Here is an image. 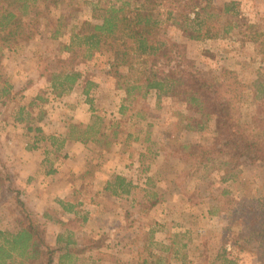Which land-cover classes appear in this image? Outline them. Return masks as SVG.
Masks as SVG:
<instances>
[{
  "label": "rangeland",
  "instance_id": "374dc122",
  "mask_svg": "<svg viewBox=\"0 0 264 264\" xmlns=\"http://www.w3.org/2000/svg\"><path fill=\"white\" fill-rule=\"evenodd\" d=\"M69 1L48 12H43L44 2L31 9L24 18L27 22L39 16L40 22L29 25L38 33L0 53V87L12 86L0 98V158L10 168L9 174L0 168V227L13 229L19 215L8 185L18 189L28 206L32 200L18 188L17 173L6 159L10 151L4 146L20 151L23 145L30 149L35 144L50 158L41 181L33 177L47 183L46 213L51 218L75 214L71 225L77 229L73 238L79 244L71 250H82L71 258H59L65 252L53 246L54 264H220L217 255L223 250L235 264H260L257 242L245 243L237 233L255 224L256 212L264 211V160L242 157L230 170L228 157L216 149L222 142L215 118L205 117L206 109L200 115L181 92L158 95L151 90L144 98L125 101L124 87L134 78L126 66H111L115 62L111 51H97L84 59L81 52L74 55L62 49L72 26L83 19L95 21L115 1L76 0L80 4L76 10L65 6ZM226 3L230 12L222 13ZM213 5L209 23L216 37L190 39L172 20L164 23L161 36L179 43L177 58L193 61L199 75L228 100L236 128L259 135L256 129L264 125V0H213ZM62 12L65 33L49 38ZM69 57L82 78L69 93L55 96L50 75L59 69L60 59ZM87 79L94 83L88 97L83 92ZM24 90L37 91L36 95L42 91L47 101L29 107L36 95L26 98ZM122 104L129 105L124 113L119 110ZM185 116H191L192 123ZM94 122L96 139L86 143L67 139L71 148L65 141L56 149L57 143L52 145L47 138L55 135L60 140L69 125ZM197 125L202 128H189ZM9 134L13 145L6 143ZM116 175L135 185L129 195H113L106 188ZM58 186L66 188L64 196L54 191ZM60 203L74 208L64 211Z\"/></svg>",
  "mask_w": 264,
  "mask_h": 264
},
{
  "label": "trees",
  "instance_id": "16d2710c",
  "mask_svg": "<svg viewBox=\"0 0 264 264\" xmlns=\"http://www.w3.org/2000/svg\"><path fill=\"white\" fill-rule=\"evenodd\" d=\"M64 0H0V53L3 48H11L20 40H29L38 33L33 30L30 23L40 22L36 14L32 19L25 21V16L30 14L38 4L44 2L43 12L51 10ZM99 1V0H98ZM104 9L100 17L95 21L83 19L79 24L72 26L69 31V41L62 49L66 52H81L84 59L91 58L95 52L111 51L115 62L112 67L126 66L128 73L134 79L125 85V101L138 97H146L151 90L158 95L181 92L188 97L187 102L191 107H196L200 115L206 109L205 117L215 118L216 134H219L220 147L228 157L227 164L230 170H235L240 158L246 157L251 162L264 160V125L255 132L243 133L231 120V107L227 99L222 98L215 86L199 75L193 61L184 63L180 57L179 43L165 39L161 36L162 27L167 20H172L178 25V29L190 39H204L216 37L213 27L210 25V17L214 10L213 0H114ZM76 0H70L65 6L72 10L79 8ZM229 13L230 6L226 3L220 10ZM63 12L56 19V27L50 31L49 38L56 39L65 32L66 27ZM218 18V17H217ZM50 22H53L49 19ZM28 26V27H27ZM28 28V30H27ZM230 30V28L228 27ZM40 33V32H39ZM172 53H176L174 56ZM59 69L52 71L49 83L55 96H63L69 93L74 85L82 78V73L75 67L74 58L59 60ZM129 77V76H128ZM94 86L93 81L87 79L83 89L88 97L90 89ZM12 86L4 83L0 87V98L10 93ZM42 91L36 95L28 106L34 103L46 102ZM128 99V100H126ZM91 102V98L89 99ZM25 105L22 106L21 110ZM129 109V105L122 104L120 113ZM193 121L191 116H185ZM99 117H95L98 119ZM96 122L84 127L76 124L69 125L65 137L59 138L49 135L47 138L56 149L63 146L67 139L86 143L96 139ZM200 129L202 125L189 127ZM41 132L40 127L31 128ZM42 138V137H41ZM63 138V139H62ZM223 140V141H222ZM36 148V145H33ZM194 148V147H193ZM0 168L5 174L9 169L0 158ZM9 179V178H7ZM1 183V180H0ZM135 185L122 175H116L109 188L113 195H129ZM6 189L15 194V204L19 215L15 218L13 229L0 227V264H54L56 247L51 246L46 239V226L42 222L40 214L32 210L18 196V189ZM64 211L73 210L74 206L60 203ZM255 224L246 225L238 233L245 243L257 242L255 247L260 264H264V211L259 215L257 212ZM247 231V233L245 232ZM61 237H58V241ZM255 243V242H253ZM94 242L91 243V248ZM74 247L71 253H64L59 258H70L75 252L82 250ZM168 248V247H167ZM220 264H235L234 259L227 257L225 250L217 255ZM213 264V262L211 263Z\"/></svg>",
  "mask_w": 264,
  "mask_h": 264
},
{
  "label": "crops",
  "instance_id": "0c3cea01",
  "mask_svg": "<svg viewBox=\"0 0 264 264\" xmlns=\"http://www.w3.org/2000/svg\"><path fill=\"white\" fill-rule=\"evenodd\" d=\"M41 81L42 80L40 79V82ZM34 84H36L38 88L42 87L39 83H37V81L34 82ZM36 93L37 91L32 93L31 91L29 92L28 90H24L26 98L34 97ZM7 137L9 138L5 139L6 143L13 145V140L11 139L12 134H9ZM71 146L72 143L69 142V140L66 141L65 147L71 148ZM4 147L10 151V155L6 159L8 160L9 165L12 166L17 173L16 184L18 188L29 195V198H32L31 202L28 203L29 206L39 212L44 217V221L47 223L46 239L48 243L51 246H59V248L63 249L65 253H71L73 246L79 244L78 239L76 237L73 238V235H77V229L71 225V221L75 214L65 213L64 215L60 213L55 218H51L49 216L50 214H48L49 212L46 213L48 209L45 208V206H47V199H49V195L44 188L47 183H39V181H41L40 173L43 171L42 168H44L45 163L49 161L50 158L47 156L45 151H40L38 147H31L30 149H27L26 146L23 145L22 150L19 149L20 151L13 149V147L10 148V146H6V144ZM62 165L64 166L65 164ZM54 168H56V166ZM73 168L77 172V166L75 164L73 165ZM45 174H47L46 171ZM33 177H38L39 181L38 178L34 179ZM64 190H66V188L63 186L54 188V191L61 196L65 195L66 191L64 192ZM58 237H61L59 241L57 240Z\"/></svg>",
  "mask_w": 264,
  "mask_h": 264
}]
</instances>
